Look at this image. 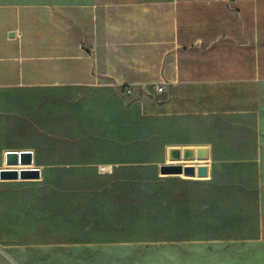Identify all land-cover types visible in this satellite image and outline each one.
Segmentation results:
<instances>
[{"label": "crops", "instance_id": "obj_1", "mask_svg": "<svg viewBox=\"0 0 264 264\" xmlns=\"http://www.w3.org/2000/svg\"><path fill=\"white\" fill-rule=\"evenodd\" d=\"M139 162L208 175L107 187ZM226 242H264V0H0V246Z\"/></svg>", "mask_w": 264, "mask_h": 264}, {"label": "rangeland", "instance_id": "obj_2", "mask_svg": "<svg viewBox=\"0 0 264 264\" xmlns=\"http://www.w3.org/2000/svg\"><path fill=\"white\" fill-rule=\"evenodd\" d=\"M37 107L41 112H59L61 106L55 100ZM98 145V143H97ZM86 147L88 154H105L107 148L100 144ZM147 151V150H146ZM145 152V151H142ZM141 162L132 166L130 175L115 174L107 187L162 184L171 182L177 174L155 171ZM108 167V168H107ZM77 177L82 188H97L106 179L94 177L90 167H79ZM100 169V168H99ZM109 166L101 165L107 172ZM77 171V170H76ZM166 178L163 180V178ZM71 181V179L69 178ZM73 180V179H72ZM164 181V182H163ZM76 213L72 214L74 220ZM0 264H264V242L211 243V244H116V245H59L53 248L0 246Z\"/></svg>", "mask_w": 264, "mask_h": 264}, {"label": "water", "instance_id": "obj_3", "mask_svg": "<svg viewBox=\"0 0 264 264\" xmlns=\"http://www.w3.org/2000/svg\"><path fill=\"white\" fill-rule=\"evenodd\" d=\"M194 148H185L184 151V159H192L194 158ZM206 150L203 148H199L198 158L206 157ZM181 158L180 148L172 149L170 152V159ZM33 162V153L28 151H10L7 153V163L8 164H31ZM162 173L167 174H177L183 173L186 176H207L208 175V166L206 165H182V164H166L162 166ZM39 169H6L1 172V176L10 177V178H18L21 177H35L39 176Z\"/></svg>", "mask_w": 264, "mask_h": 264}, {"label": "bare ground", "instance_id": "obj_4", "mask_svg": "<svg viewBox=\"0 0 264 264\" xmlns=\"http://www.w3.org/2000/svg\"><path fill=\"white\" fill-rule=\"evenodd\" d=\"M108 168V167H107Z\"/></svg>", "mask_w": 264, "mask_h": 264}]
</instances>
